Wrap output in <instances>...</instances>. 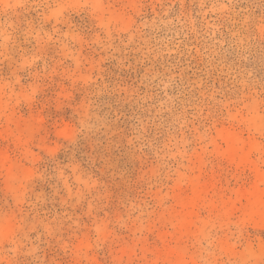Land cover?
I'll use <instances>...</instances> for the list:
<instances>
[{
    "label": "rangeland",
    "instance_id": "rangeland-1",
    "mask_svg": "<svg viewBox=\"0 0 264 264\" xmlns=\"http://www.w3.org/2000/svg\"><path fill=\"white\" fill-rule=\"evenodd\" d=\"M0 264H264V0H0Z\"/></svg>",
    "mask_w": 264,
    "mask_h": 264
},
{
    "label": "bare ground",
    "instance_id": "bare-ground-1",
    "mask_svg": "<svg viewBox=\"0 0 264 264\" xmlns=\"http://www.w3.org/2000/svg\"><path fill=\"white\" fill-rule=\"evenodd\" d=\"M229 141H231L232 139L230 137L227 138Z\"/></svg>",
    "mask_w": 264,
    "mask_h": 264
}]
</instances>
